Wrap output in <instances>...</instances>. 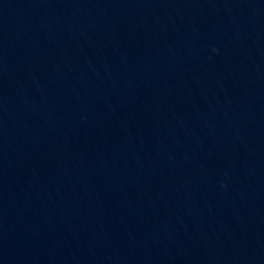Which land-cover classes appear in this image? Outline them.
<instances>
[{
	"label": "water",
	"instance_id": "95a60500",
	"mask_svg": "<svg viewBox=\"0 0 264 264\" xmlns=\"http://www.w3.org/2000/svg\"><path fill=\"white\" fill-rule=\"evenodd\" d=\"M0 264H264V0H0Z\"/></svg>",
	"mask_w": 264,
	"mask_h": 264
}]
</instances>
